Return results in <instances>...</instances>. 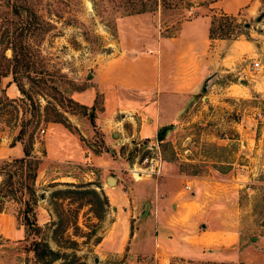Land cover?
<instances>
[{
  "label": "rangeland",
  "instance_id": "rangeland-1",
  "mask_svg": "<svg viewBox=\"0 0 264 264\" xmlns=\"http://www.w3.org/2000/svg\"><path fill=\"white\" fill-rule=\"evenodd\" d=\"M217 1L0 0V73L9 72L0 76V129L18 136L30 154L23 161L0 160V197L16 201L21 223L28 210V219L38 226L22 225L16 243L0 238V264H34L29 247L38 239L84 264H127L116 257L94 261L92 247L114 214L101 189L104 177L133 181L127 169L143 150L133 138L111 147L113 129H101V93L87 72L98 70L134 38L160 29L172 34L180 21L202 13L213 20L214 54L222 60L208 84L217 97L207 101L206 89L186 100L187 121L180 128V123L171 125L159 140L162 164L174 165L185 180L222 183L225 201L238 213L241 240L262 234L264 0H248L227 14ZM206 5L213 7L206 10ZM132 15L139 19L126 18ZM126 115L140 117L136 110ZM115 119L130 131L119 113Z\"/></svg>",
  "mask_w": 264,
  "mask_h": 264
},
{
  "label": "crops",
  "instance_id": "crops-1",
  "mask_svg": "<svg viewBox=\"0 0 264 264\" xmlns=\"http://www.w3.org/2000/svg\"><path fill=\"white\" fill-rule=\"evenodd\" d=\"M247 1L218 0L216 5L227 14ZM209 25L210 16L202 13L180 21L172 34H161L159 28L156 35L136 37L91 73L102 98L101 129L105 133L113 129L111 136H115L111 147L131 138L155 136L168 124L180 123V128L187 121L190 102L186 100L203 92V80L222 65L215 58L216 42L209 37ZM213 92L209 86L203 97L215 101ZM130 110L140 117L127 116ZM117 113L129 123L130 131L115 123ZM22 147L0 129V160L23 157ZM107 178L101 189L114 204V214L92 247L98 262L116 257L127 264H264V231L250 238L253 241L241 240L238 213L225 201L222 183L206 178L185 180L166 162L157 178L127 181L116 176L111 186ZM186 183L189 189H184ZM0 200V238L16 243L23 235L19 208L13 198L1 196Z\"/></svg>",
  "mask_w": 264,
  "mask_h": 264
},
{
  "label": "trees",
  "instance_id": "trees-1",
  "mask_svg": "<svg viewBox=\"0 0 264 264\" xmlns=\"http://www.w3.org/2000/svg\"><path fill=\"white\" fill-rule=\"evenodd\" d=\"M212 25H213V20L211 19L210 25H209V37L210 38H214L212 35V32H213ZM219 38H224V37H219ZM14 45H16V42H14L13 45L10 46V50H11L13 59L16 58ZM22 60L24 61V59H22ZM19 61H21V60H19ZM6 66H9V64H7ZM8 73H9L8 70H4L2 73H0V76H7ZM17 88H18V86H17ZM18 90H19V88H18ZM164 128H166V130H167L170 127L168 126V127H164ZM15 140H19V137L16 136ZM22 148H23V157H20L18 159L20 161H23V159L25 157H29V155H30L28 149H26L24 146ZM104 203H107L106 198H104ZM24 205H25V209L29 208L28 202H24ZM27 211L26 210L23 211V218H22L21 224L25 228L32 227L33 230L38 229V226L35 225V223H33L32 221H30L28 219ZM29 250L32 251V253H33V258H34V262H35L34 264H54V262H56L57 260H61V262H59L58 264H66L65 261L70 262V260H74V261H78V262L80 261L79 262L80 264H84L81 260H77L75 254L68 256V254H65L64 252H59L57 250L51 249L44 239L33 240L30 244Z\"/></svg>",
  "mask_w": 264,
  "mask_h": 264
},
{
  "label": "built area",
  "instance_id": "built-area-1",
  "mask_svg": "<svg viewBox=\"0 0 264 264\" xmlns=\"http://www.w3.org/2000/svg\"><path fill=\"white\" fill-rule=\"evenodd\" d=\"M254 68H258V62H253ZM40 132H43L41 129ZM134 141V140H132ZM133 145L141 146L143 154L139 162H134L128 168V172L133 180L145 178H157L162 174V154L157 136L138 137ZM184 189H189V185L184 184Z\"/></svg>",
  "mask_w": 264,
  "mask_h": 264
},
{
  "label": "water",
  "instance_id": "water-1",
  "mask_svg": "<svg viewBox=\"0 0 264 264\" xmlns=\"http://www.w3.org/2000/svg\"><path fill=\"white\" fill-rule=\"evenodd\" d=\"M261 16H262V14H259V16L256 17V19L259 20V19L261 18ZM244 26H245V27H248L249 24H248V23H244ZM87 75H88V76H91V73H90V72H87ZM214 75H215V72L209 74V75L203 80L202 85H201V88H200L201 91H205V90L207 89L208 84H209V81L213 79ZM165 132H166V128H162L161 131L159 132V135L157 136V139H158V140H161V139L163 138ZM107 182H108V184H112V183L114 182V179H113L112 177H108V178H107ZM94 261H96V258H94Z\"/></svg>",
  "mask_w": 264,
  "mask_h": 264
}]
</instances>
